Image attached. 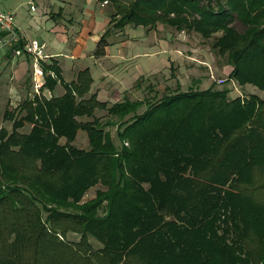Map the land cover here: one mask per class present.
I'll return each instance as SVG.
<instances>
[{
  "label": "trees",
  "instance_id": "16d2710c",
  "mask_svg": "<svg viewBox=\"0 0 264 264\" xmlns=\"http://www.w3.org/2000/svg\"><path fill=\"white\" fill-rule=\"evenodd\" d=\"M110 3L96 56L126 24L223 29L213 46L227 53L229 76L263 96L209 87L124 98L107 108L117 146L104 130L113 121L94 116L107 103L85 96L89 69L66 83L56 63H42L54 73L44 87L59 82L63 94L25 97L4 110L11 130L0 128V264H264V0ZM80 129L88 149L72 145Z\"/></svg>",
  "mask_w": 264,
  "mask_h": 264
},
{
  "label": "rangeland",
  "instance_id": "374dc122",
  "mask_svg": "<svg viewBox=\"0 0 264 264\" xmlns=\"http://www.w3.org/2000/svg\"><path fill=\"white\" fill-rule=\"evenodd\" d=\"M96 1L100 3L104 2V0L102 2L100 0ZM61 2L67 3V6L63 4L65 17H71L72 14L77 12L78 4L83 2V0H61ZM43 3L47 5L49 13L52 14L58 11L55 0H0V9L14 13L17 20L27 23L29 19L39 14L44 6ZM30 5H33L36 11H31ZM104 5V7H107L111 12H114L110 0ZM81 6H84V2ZM169 16L176 17L173 13ZM232 24L238 31L243 29L242 24L239 23L237 19H235ZM130 27H132V24H130ZM116 30L119 29H112L111 33H116ZM139 33H150V37L148 38L141 36L138 38L137 48H139V50H145L147 49L145 45L151 47L150 45L154 43H158L161 50H166V52L160 54L161 57L164 58L163 60H159L153 72L140 75L131 84V87L117 95H111L112 93L107 91V89V92L104 93L105 96H98V93L93 92V90L85 95L88 96L91 93H96V97L99 101L107 103L106 108L96 109L94 111V116L103 124L107 121H113L111 125L105 124L104 130L109 132L115 145L120 146V141L116 134L117 118L110 115L107 108L111 104L122 101L124 98L130 101H139L143 100L144 97L149 96L151 98L155 94L156 96H160L161 93L170 92L175 89L187 90L190 88L204 89L209 87L214 89H227L229 91L228 97L239 96L247 98L250 94L263 96L262 91L255 86L248 83L241 84L235 78L229 76L233 69V65L229 61L227 53L219 52L218 48L213 46L215 40L222 36L223 29L210 31L206 34L202 30L192 28L187 23H176L172 25L156 22L155 26L152 28L138 26L135 34ZM108 39L109 41H113L114 37L109 35L107 40ZM141 40H143L144 43L142 45L140 44ZM104 54L105 51L100 56ZM141 59L143 61L145 60L143 57ZM98 82L100 81H96L97 84H99ZM29 88L30 71L26 72L20 79H17L13 76L12 71H8L7 67L3 69L0 68V128L3 127L7 131L11 130L12 122L3 119L4 110L6 108L8 110L16 108L19 102L27 95L26 93ZM17 98L20 100L16 101ZM144 108L145 105L140 106L137 112L140 113ZM79 119L86 121L92 118L80 117ZM30 127V124H25L20 131L28 132ZM59 141L60 143H64V138H60ZM124 144L128 145V142L125 141ZM72 145L81 149L89 148L87 132L84 129L77 131ZM99 187L100 185H96L88 189L83 200L93 197L95 190ZM66 238L75 241L78 239V235L68 232ZM90 242L93 244L94 248L100 246V243L92 238H90Z\"/></svg>",
  "mask_w": 264,
  "mask_h": 264
},
{
  "label": "crops",
  "instance_id": "0c3cea01",
  "mask_svg": "<svg viewBox=\"0 0 264 264\" xmlns=\"http://www.w3.org/2000/svg\"><path fill=\"white\" fill-rule=\"evenodd\" d=\"M55 2L57 12L49 13L47 5L43 3L44 6L38 15L29 19L27 23L15 18V24L21 41L38 39L44 43L45 52L49 57L43 63L45 65L56 63L63 82L75 81L77 73L88 68L93 79L89 92L93 90L98 96H103L110 91L111 95H117L131 87L140 75L153 72L159 60H163L164 57L162 58L160 54L166 50H161L158 43L151 44V47L145 45L147 49L142 51L137 48L138 38L140 36L148 38L150 33L135 34L138 26L130 27V24L116 30V33H110L114 40L108 39L107 45L104 46L105 54L96 56L94 49L100 36L109 26L112 12L96 0H83L84 6H81L83 2L79 3L77 12L71 17H65L63 4L67 6V3H62L61 0ZM31 11H36V8ZM140 44H144L143 40ZM5 67L13 72L15 78L20 79L30 71L31 59L14 57L10 50H7L0 60V68ZM44 73L45 76L47 74L54 76L49 70ZM98 80L99 84L96 83ZM31 92L30 86L25 97L31 98L41 93L48 97L59 96L63 94L64 88L58 82L52 90L43 86L40 93L31 96Z\"/></svg>",
  "mask_w": 264,
  "mask_h": 264
},
{
  "label": "built area",
  "instance_id": "2783aa9c",
  "mask_svg": "<svg viewBox=\"0 0 264 264\" xmlns=\"http://www.w3.org/2000/svg\"><path fill=\"white\" fill-rule=\"evenodd\" d=\"M105 0L102 5L106 4ZM34 6L30 5V10H33ZM0 60L3 55L10 50L14 57H28L31 59L30 68V86L32 92L30 95L40 93L41 88L45 84V73L42 67V63L46 61L49 55L45 52L44 43L31 39L23 41V46H16L22 39L15 24L14 14L11 12H4L0 9ZM20 99L17 98L16 101Z\"/></svg>",
  "mask_w": 264,
  "mask_h": 264
}]
</instances>
